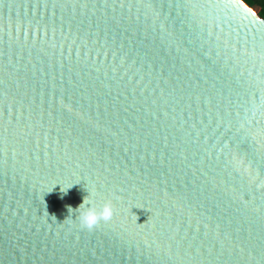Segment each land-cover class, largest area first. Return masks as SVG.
I'll return each mask as SVG.
<instances>
[{"label":"water","instance_id":"1","mask_svg":"<svg viewBox=\"0 0 264 264\" xmlns=\"http://www.w3.org/2000/svg\"><path fill=\"white\" fill-rule=\"evenodd\" d=\"M0 264H264V17L0 0Z\"/></svg>","mask_w":264,"mask_h":264},{"label":"clouds","instance_id":"2","mask_svg":"<svg viewBox=\"0 0 264 264\" xmlns=\"http://www.w3.org/2000/svg\"><path fill=\"white\" fill-rule=\"evenodd\" d=\"M89 195L84 198L83 203L79 206L82 209L79 214V223L82 229L92 231L101 222H110L114 209L111 200H104L97 204L94 200H90Z\"/></svg>","mask_w":264,"mask_h":264},{"label":"trees","instance_id":"3","mask_svg":"<svg viewBox=\"0 0 264 264\" xmlns=\"http://www.w3.org/2000/svg\"><path fill=\"white\" fill-rule=\"evenodd\" d=\"M250 2L251 6H253L257 12L264 17V0H246Z\"/></svg>","mask_w":264,"mask_h":264},{"label":"rangeland","instance_id":"4","mask_svg":"<svg viewBox=\"0 0 264 264\" xmlns=\"http://www.w3.org/2000/svg\"><path fill=\"white\" fill-rule=\"evenodd\" d=\"M245 1H246V0H245ZM246 2H247L249 5H251L250 2H248V1H246Z\"/></svg>","mask_w":264,"mask_h":264}]
</instances>
